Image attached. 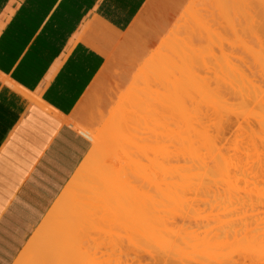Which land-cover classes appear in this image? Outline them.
Wrapping results in <instances>:
<instances>
[{"label": "bare ground", "instance_id": "bare-ground-1", "mask_svg": "<svg viewBox=\"0 0 264 264\" xmlns=\"http://www.w3.org/2000/svg\"><path fill=\"white\" fill-rule=\"evenodd\" d=\"M195 1L196 0H193V2L192 1L191 2L193 4H196L197 1L196 2ZM208 2L209 3H207V4L203 3L204 5H201V7L202 6L205 7L204 10H202L200 6L197 7V5H196L195 6V8L197 7L196 9H201L200 11L198 10L199 12L198 11L197 12L190 11L187 14L184 13L185 17H180V19H181L180 21L183 24L180 25L181 22L178 20V24L180 26H178V28L176 30L175 29L176 24H177L176 23L174 29L179 33L185 27L186 24L188 25L190 20H194V25H192V26L193 27L195 26V30L198 28L199 29V30L197 29L198 32L204 31L203 33H205V35H206V33H207V35L212 34V35H209V37H212L210 39H213V42L217 41V39L214 38L213 36L218 37L220 34H223V32H226V26L225 25H227V27L228 26L234 27L233 30L237 29V31H236L237 33L235 31L234 32L237 34V36H240L241 38L244 37V35L246 36V34H243V35L239 34L242 29H245V31H246V32L244 31L243 33H247L248 28L253 33H255L256 30L259 32H260V30H262L264 32V0H209ZM205 5L207 6V9H206ZM202 28H210L212 30V33L210 30H209V33H208V31L205 32V30H203ZM220 29L222 32L220 31ZM222 29H224L225 31ZM239 29H241V30H239ZM175 30H173L174 32L172 30L171 31L173 34L175 33V36H176L177 34H176ZM185 30L187 32V30H190V29H185ZM185 30L181 31L182 33H184V37L187 36V34L185 33ZM227 31H229V29H227ZM230 31H231V29H230ZM198 32H196L197 34H195V31H194V33H191L192 35L189 34V36H187L188 38L186 37L188 39V43H189V39L191 40V38H193V37L195 39L197 38L196 42L198 41L199 37L198 36L196 37L195 35H199L202 33V32H199V33ZM182 33H181V35H182ZM256 33H258V32H256ZM169 35H172L171 32ZM178 35L176 37H181ZM202 35L203 34H201V36ZM205 35H203V39H204ZM190 36H193V37H190ZM201 36H200V38H201ZM249 36L252 37L253 34L251 35V33H250ZM256 36H258V39H259V37L262 38L261 36H264V34L261 35L260 33H258V35L256 34ZM166 38H168V37H166ZM171 38H174L173 35ZM246 38L247 37H245V39ZM177 39H180V38H177ZM195 39H194V41H195ZM170 40H172V42L175 41L173 39H170ZM200 40H202V39H199L198 43L194 42L195 46H196V44H199ZM207 40H208V38H207ZM249 40H250V42H253L256 39H254V40L249 39ZM261 40H264V38ZM192 41H193V39H192ZM192 41H190V42H192ZM218 41L215 43H217L219 45L220 43H218ZM169 42L170 41H168V43ZM234 42H236V41H234ZM234 42H233V44L231 42L230 46L227 45L226 43L224 44L222 42L223 44L222 43L221 44L223 46L221 47V44H220L219 48H221V50L222 49L224 50L223 47L227 48L225 50H228V51H226L228 53L229 50H231L230 49L231 46L232 47L234 46V44H235ZM247 42H248V40H247ZM250 42H248V44H250ZM180 43L175 44V46H178L179 48H181V46H184L183 43H181V44ZM202 43H203V45H202ZM204 43H206V45ZM244 43H246V42H244ZM253 43L255 44L256 42L254 41ZM253 43H251V44H253ZM170 44H172V43H170ZM193 44H192V46L194 48L195 46ZM207 44H209V41H205V42L201 41V44H199L200 46L197 45L196 47H199V49L201 48V46L202 47L205 46V49L209 48V54H210V48H213L211 50L216 51L215 53H217L216 54L217 57H222L221 53H220L221 55L218 54L219 51L217 50V48L213 47L214 45L209 44V46L206 47ZM162 45H163V47H161ZM166 45H168V44H166ZM166 45L161 44V46L158 49L160 50V48H162L161 50L164 51L163 49L165 48V50H166V48H167ZM210 45H212V46L210 47ZM225 45H227V46H225ZM262 45H263V49L260 48V50L263 51L264 50V42L262 43ZM175 46H174V48H175ZM240 46H244V45L239 44V47L238 46L237 47L240 48ZM246 46L247 45L245 44V47ZM257 46H259L258 43H257ZM237 47H235V50H234L235 53L236 52L238 53ZM169 48L172 50L173 47H169ZM174 48H173V50H175ZM179 48H176V50L178 51ZM247 48H249V46L246 47V49ZM258 49H259V47H258ZM161 50L159 52H162ZM171 50L168 49L169 52L166 51V53H168V54L172 53ZM182 50H183V47L180 49V51L182 52ZM184 50H186V52H187L186 55L183 54L184 52L181 53L178 51L177 56H175V57H178V59L176 60V63H178L177 61L181 60L180 57L178 56L179 54H181L180 55L181 58H183L184 56H187V58L186 57H184L185 59L183 58V61L185 60L184 62L183 61L182 62L179 61V62H181L182 65H184V63H187L189 65V67L191 65L192 66L191 68L193 70L194 65H192V64H194V63L192 61H194V59H196V58H198V59H199V57L201 58V56L203 58L204 55H202L203 54L202 53L201 56L198 57V55H200V53L198 54L197 52H200V51H196L197 57L191 58L192 61L190 62L189 58H188L189 57L188 55L191 54L190 51H188L190 49L184 47ZM240 50H241L240 55L246 54L249 56V53L248 54L244 53V52H247L249 49L245 50L244 52L242 51L243 49L240 48ZM203 51L204 50L202 49V52ZM205 51L208 52V50H205ZM234 51L232 52V50H231L232 54L234 53ZM258 51H255V52H258ZM159 52H158L157 56L156 55H154V56L158 57L160 55ZM226 52L223 51L224 57H225ZM192 53H193V51H192ZM242 53H244V54H242ZM260 53H261L260 55H264V51H263V54H262V52H260ZM213 55H212V58H213ZM226 55L228 57L229 53ZM230 55H231V53H230ZM237 55L240 56L239 54H237ZM260 55L257 54V56H260ZM165 57H168V55H166ZM191 57H193V56H191ZM210 57H211V55H210ZM217 57H215V58L217 60H219L220 58H217ZM227 57H225V58H227ZM231 57L233 58L232 61L234 60L233 62H236L237 57L235 56L236 58H234L233 55H231ZM241 57H243V56H241ZM250 57H251V55H250ZM149 58L151 59V56ZM230 58H227L228 62H227V64H225V65H227V67H228V63L230 64V62H231V61H229ZM261 58L263 59L262 56H261ZM261 58L259 57L260 61H262ZM163 59H164V57H163ZM187 59H188V61H187ZM204 59H205V56H204ZM149 60H148L149 63L147 62V60L145 62L150 65V62L153 60V58L150 61ZM169 60L170 59L167 58L166 61H161L162 63L161 62H159V63H161V66L163 65V68H165L166 66H167L166 68L170 67L169 68L170 71H171V67H173L174 70L177 69L175 67V66H177V64L176 65L174 64V66H172L173 64H171L170 63L171 60L170 61ZM172 60L175 61V59H172ZM256 60L258 61L257 58H256ZM153 61H155V60H153ZM153 61H152V63H154ZM163 62L164 63L168 62L167 63L168 65L164 64ZM237 62H238V60H237ZM152 63H151V65H154ZM159 63H157V65ZM213 63H215V61L214 62L212 61L209 63H204V64H205V66L207 64V66H208V67L206 66L207 69H209V68L212 69V66L216 67V65ZM238 63H240L242 65V63L240 61ZM238 63H235L234 65L235 66H236V64L238 65ZM148 64H147L148 67H144L142 65L143 68H141V69L145 70V72L149 71L150 66ZM209 64L210 65L213 64V65L209 66ZM248 64L251 65V63H249V62H248ZM155 65H156V62H155ZM155 65L151 66V67L154 69H155V67H158L157 65L156 66ZM180 65H179V67H181ZM252 65H254V64H252ZM195 66H197V64ZM202 66H204V65L203 64L200 65L199 69L202 68V70H204ZM229 66H231V68L235 67V66L233 67V63H231ZM159 67H160V65H159ZM159 67H158V69H155V70L153 69L154 71H152L151 73H154L155 71L161 69ZM179 67H178V69H179ZM215 67H213L214 70L212 69L213 70L212 71L213 73L211 72L212 74L208 73V71L206 72L207 69H205L203 72H202V70L200 71L203 74H204V72L207 73L206 78H205L206 81L208 80V82H209L210 81L209 79L210 78L213 79V77L218 73L216 71V74H215ZM244 67H245V65L241 69L245 70L246 68H244ZM249 67L251 68V66H249ZM146 68H148V70ZM173 68H172V71H173ZM195 68H194V70H195ZM223 68H224L223 69V71H224L225 66ZM248 68H247V70H245V72L249 71ZM253 68H254V66H253ZM178 69L176 70L177 72H178ZM183 69L185 70L186 68H182V69H180V71H183ZM143 70L142 71L139 70L140 71L139 75H137L136 77L133 78L135 81H133L132 88L130 89L129 92L127 91L128 93H126L124 96L121 97V99L117 103L116 107H114L113 111L111 112L108 120L103 125V128L97 133V135L92 134V133L90 134L89 132L82 130V132L91 140V142L93 144V148L91 149V152H90L89 157H88V160L90 161V166L85 172L82 169V171L80 172L78 177L75 179L74 185H72L70 188H68L62 194L57 205L49 212V214L46 217V220L44 221L43 226H42V230L46 226L49 227V230L47 232H42V233L40 232L35 236V239H36L35 251H36V253L32 256L20 258L19 261L17 262V264H20V263L21 264H113L112 260H110V261H107V260L99 261V259L104 255L102 252H100V249L103 246L104 239L107 237L108 234H110V235H112V237H114L115 242L117 244L119 242H122V243L126 242L129 246L136 247L138 250H140L139 253H142L141 257L143 256V254H145V256L147 255V258H149L152 262L151 264H186V263H188V264H206L208 262L210 264H212V262L214 264H229V263L231 264L232 261H233V264H239L240 261H238V260H243L244 264H247V263L248 264H264V211L263 212H260V211L255 212L254 211L252 214H248V211L245 209L246 207L254 208L255 206H258V207L263 206L264 207V205H263V203L252 202V200L250 202L246 201L245 197L239 196L240 193H243L242 195L249 196V197L254 196L257 199L262 200L260 202L264 201V185H263V189H262V187H260V185L262 186V184L264 183L263 180L262 181L260 180V174L264 175V172L262 171V170H264L263 169L264 168V148H263V146H264V91L261 90V88L264 89V85H263L264 81L262 80V82H261V78L259 79L260 80L259 81V80H257V77H256V80L253 82V80L251 78H253L254 76H250V75H254L253 72H255V75H256L257 69L254 68L255 71L250 70L251 72L249 75L246 74L247 72L245 74L238 72L237 74L234 75V81L233 82L229 81V80L233 79V77H231V75H230L231 79L226 77L227 78L226 80H228L230 82V84L233 85L232 89H231V87H229L230 85L228 86L229 88H227V89L228 90L230 89L229 90L230 92L232 90V92L234 93L233 94L234 96L232 95L234 97V107L237 108V109H235V111L236 112L238 111V114L240 115V117L245 116V114L251 115L252 118L254 116L255 117L257 116L256 117L258 120L257 123H259V126H260L258 128L259 132L262 130L261 137H263L262 138V141H263L262 144L263 145L260 147L259 143H261V142H260V139L258 137V141L256 140L255 142L256 143L258 142L256 146H258V145L259 146L255 147L256 143L254 142V139H257V137L254 135V133L251 130L248 129L249 132L247 133V138L245 137V139H243L244 138L243 137L241 139L243 141L245 140V142H243L245 146L241 145L242 146L241 148L236 147L238 149L237 152H238L239 156L240 157L243 156V157L241 159L239 156L234 157V162H232V163H234V165H232L231 161H230L231 156L229 157L230 158L229 160L227 159V157H225V159L223 158L224 157L223 153H222L223 155L221 156L219 149L215 143L216 137L211 136L213 134L212 133L213 130H212V132L210 131L212 127L209 128L211 125L210 126L207 125L208 128L210 129V130L208 129L210 131L209 133L210 134L212 133L210 136L206 132L207 131L206 125L204 127V130H203V128H201L203 126L200 125V129H202L203 131H201L198 128L203 133H201V132L199 133V131L196 132L195 130H191V128L189 127L190 132L192 131V133H195V132L199 133L198 134L199 136H197L196 134L195 135L192 134L191 135L192 139H190L191 136H189L188 137L189 139L187 138L189 141L186 143L187 147H183V148H188L186 153H188V151H189L188 155L190 157L189 156L187 157V158H189L188 161H186L187 158H185V162H186L185 165L179 166V169H181V170L183 169L182 178L184 180H186L187 185L186 186L184 185V187H181L180 185L176 186V184L173 183L174 186L172 187V195L170 197L171 200L168 203L166 202L167 204H164V205L163 204H155V203L153 204L152 203L153 197L150 195V192L147 190H144L143 188H141V189H143L141 191V189L139 187L140 181H144V183H146L148 185V187H150L149 189H151V187L153 186L152 183L155 180V179L153 180L152 174L155 171L156 167H158V166L162 167L158 164H161L162 163L161 160H163L160 158L161 163H157L158 162L157 161V155L158 154L156 155L154 153V147L152 145L153 141L151 142L152 139L150 138L151 137V135H150L151 134L150 133V129H151L150 117L151 116L147 112L148 107H149V103H151L153 98H154L153 97V93H154L153 90L156 87L155 86L154 89L151 90L152 85H154V83H155V80H154L155 77L153 78V76L154 75L157 76L158 75L157 72L158 73H160V72L157 71V72H155V74H151L149 72H148L149 73L148 74L146 72L148 74V75H146ZM186 70H185V75H188L186 73L187 72L189 73V71H186ZM164 71H166V70L165 69L163 70L164 77H166L165 81L168 80V82H169V83L166 82V84H171V83L174 84V82L176 83L177 80L175 79L176 81H173L172 79H170V78H172V77H170L172 75H169ZM195 71H197V70H195ZM195 71H194V73H195ZM225 71H224V73H225ZM167 72H169V71H167ZM173 72L175 73V71H173ZM178 73L180 75V72H178ZM160 74H159V77L161 76ZM165 74H167L169 77L167 75L165 76ZM176 74L177 73H175L174 76H176ZM200 74L195 75V76H197V79H198ZM203 74H201V75H203ZM209 74H211V75H209ZM149 75L151 77L148 78ZM219 75H220V77H219V79H220L221 76L224 74L221 73V71H220ZM189 76L190 75H188V77ZM195 76H194V79H196ZM207 76H208V78H207ZM209 76H211V77H209ZM150 78H152V79H150ZM160 78L163 79V75ZM200 79L201 78L199 77L198 80L200 81ZM205 79L203 78L204 81H205ZM150 80L152 82L151 84L149 83ZM157 80L159 81V79H157ZM178 80H180V77L178 78ZM224 80H225V78H224ZM137 81H138V83H137ZM165 81H163V82H165ZM206 81H205V84L203 83L204 88H206L205 85L207 86V83H208ZM217 81L219 82V80H217ZM220 81H222L223 83L226 82V81H223L222 79ZM256 81L257 82L259 81L262 86H260L259 83L255 84ZM159 82L161 84V81H159ZM183 82L184 83L182 84V81H179V84H181V86L184 85V87H186V89H187V87H189L188 86L189 82H187V81H183ZM185 82L188 83V84H186L187 86H185ZM201 82H202V80L200 81L199 86L203 85V84H201ZM222 82H220V83H222ZM156 83H158V82H156ZM156 83H155V85H158L160 87V84L159 83L156 84ZM211 83H212V81H211ZM216 83H214V85ZM191 85H193V84H191V82H190V86ZM257 85H259L260 87ZM165 86L166 85H164V87L162 86V88L163 89L166 88ZM221 86L224 88L225 85L223 84ZM221 86L220 87L215 86V87L220 88V89L215 88V89H217L216 90L217 93L218 92L220 93L219 90L224 91L225 88L221 89L222 88ZM159 87H157V89L161 90V88H159ZM207 87L211 90V88H210L211 86L209 87V85H208ZM190 88L192 89V87H189L188 90ZM158 90L155 89L156 92ZM167 90H169L168 87H167V89H164V91L166 93L171 94L170 92L173 91L174 89H170L171 91L169 90V92H167ZM188 90L187 91L184 90V91H186L189 95L190 92H188ZM208 90L206 89L207 92H208ZM212 90L210 91V94H211ZM194 91H195V89H194ZM204 91H205V89H204ZM222 91L220 93L221 94L220 96H222V94L224 93ZM229 91H228V93H229ZM177 92H175L176 94H174V95H172L173 94L172 93L170 96H168L169 94H167L165 98L169 99L171 96L176 97L175 95H177ZM180 92H181V90L178 93H180ZM186 92H185V94H186ZM198 92H200V91L198 90ZM216 92L213 91L214 94ZM225 92H227V91H225ZM181 93L183 94L184 92L182 91ZM201 93L203 95V92H201ZM182 94H178L179 96L181 95V97H179L180 99H182V97H183ZM185 94H184V96H185ZM210 94L208 93V96ZM216 94H215V96H216ZM159 95H158V97H159ZM161 95H162V97H164L162 93H161ZM224 95H226V97H227L226 93ZM190 96L191 95H189L185 98L189 99ZM194 96L195 95L192 94V97L194 99H196V96L195 97ZM223 96H222V98H225ZM155 97H156V99H154V100H158V101L160 100V102H158V101L157 102L162 104V100L160 98L161 96L159 98H157V95H156ZM203 97H205V96L203 95ZM210 98H211V100L213 99V97L211 95H210ZM163 100H164V98H163ZM190 100H191V98H190ZM190 100L187 103V106H192L190 104V102H191ZM168 101H167V104H165V107H162L163 111L159 110V112H158V109L157 110L155 109V110L158 113H160L163 118H164L163 115H171L172 120H174V118H173L175 116V115L173 116L174 113L171 114L172 110H168L170 108V104L168 105V103H169ZM181 101L182 100H180V102ZM213 101L215 102L216 100H213ZM171 102L172 101H170V103ZM192 102H193V100H192ZM209 102H211V101H209ZM214 102H212L214 105V106L213 105L212 106L214 107V110H215V105H216L217 101L215 103ZM182 103H183V101H182ZM185 103H186V101L183 104H185ZM198 103H199V101H198ZM203 103H205V102L199 103L198 104L199 107L197 106V108H200V110H201V108L203 109V107L206 106V105L204 106ZM151 104H152V107H154L153 104L154 105L156 104V106H157V103H151ZM195 104H193L194 107H195ZM201 104L203 105V107H201L202 106ZM219 104L220 103H217V105H219ZM253 104H256V106L255 107L253 106V107L255 109L258 108L259 111H256L253 108V109H251V111H247L245 113L244 110ZM160 106L161 105L159 104L158 107H160ZM209 106L210 105H208V107ZM224 106H227V105L223 104L221 107H224ZM206 107L204 108L205 110H207ZM163 108H167V112L165 110V112L167 114L164 112ZM217 108H218V106H217ZM209 109H211V107ZM224 109H225V107H224ZM192 110H195V109H192ZM205 110H204V112H205ZM248 110H250V109H248ZM152 111H153V109H152ZM174 111H176V110H174ZM177 112L178 111H176V113ZM191 113H193V112H191ZM191 113H189V114H191ZM195 113L196 112H194L193 114H195ZM202 113H203V111H202ZM160 114H159V116H160ZM181 116L182 115H180V118L182 119ZM185 116L186 115H184V117ZM195 116H197V115L195 114ZM151 118L153 119V117H151ZM154 118H156V117H154ZM159 118H161V117H159ZM175 118H176L175 119L176 121H172V122H177V123L181 122V119L179 120V118L177 117V114H176ZM192 118L194 120V117H192ZM208 118H210V116H208ZM158 120H161V119H158ZM190 120H191V122H189V121H186V122L192 124V122L195 121V120L193 121L192 119H190ZM203 120H205V119H203ZM197 121H198V119H197ZM170 122H168V123H170ZM240 122H241V120H240ZM250 122L252 123V121H249L248 124H250ZM157 123L160 124L159 126H161V128H162V125H165V124H163L164 121L162 124L160 122H157ZM195 123H196V121H195ZM206 123H208V121ZM182 124H184V123H182ZM196 124H198V122ZM196 124H194V125L196 126ZM199 124H202V123H199ZM199 124L197 125L198 127H199ZM203 124H205V122ZM245 125H247V124L245 123ZM173 126L174 125H172V127ZM176 126H178V125H176ZM185 126L186 125L182 126V128H186ZM187 126H188V124H187ZM221 127H220V129H221ZM232 127H233V125L230 126L231 130L233 129ZM157 128H158V131H160L159 129H161V128H159L158 126H157ZM225 128H223V129H225ZM243 128L241 126V129H243ZM255 128L253 127V129H255ZM174 129L176 130V128H174ZM205 129H206V131H205ZM216 130H217V128H216ZM174 131L173 132L169 131V132H171L173 135H175V132L176 133L179 132V131L178 132L177 131L174 132ZM218 131L219 130H217V134H218L217 138L220 137L221 135H223L224 132L226 134V131L222 132L223 131L222 129L219 132ZM245 131H247V130L245 129ZM154 132H155V136L152 135V136H154V139H156L158 137L159 140L160 139H163V141H166L167 139H168L167 141L170 140L169 138H165L169 134L166 132V130L163 131V133L166 132V133H164L165 134L164 138H161V136H163V135H161L159 137V135H160L159 132H158L159 135L156 137V131H154ZM161 132H162V130H161ZM185 133H186V131H185ZM188 133L189 132L187 131V136L191 134V133H189V134ZM173 135H172V137L174 138ZM193 135H194V138H193ZM170 136H168V137H170ZM180 136H182V135H180ZM187 136H185V137H187ZM182 137H180L181 140H183ZM197 137L200 139V140L197 139V141L199 143H197L196 140L194 141V139ZM236 137H239V136L236 135ZM232 139H233V137H232ZM184 140H186V139H184ZM228 140H230V139H228ZM157 141H158V139H157ZM172 141L174 142V140H172ZM231 141H226L225 144L227 142L230 143ZM171 142L169 145H171L173 143V142L172 143ZM179 142H182V146H183V141H179ZM236 142H240V141L237 140ZM175 143H177L178 145H176ZM175 143L172 144L173 146L176 145V146H174V148L172 147L173 152L175 151L174 149L177 150L176 147L180 146L178 142H175ZM164 144H167V143H164ZM199 144L201 145V148L203 149V150H201V152L203 153V151H204V154H202L200 152V150L198 151L200 153V155L201 154L203 155V156L199 155L201 158H200V163L198 164L195 161V158H194L195 156L191 157V155L194 154V152H191V147L193 148V145H194V148L197 147L196 148V150H197L198 147H200V146H197ZM163 147H161V148L163 149V151H165L164 149L167 147V145H166V147H164V148ZM161 148L159 146V149H161ZM183 148L180 147L179 149H183ZM259 148H262L263 152H260L258 150ZM220 150H222V149H220ZM229 150L230 149L227 150L226 154L228 153ZM177 151H179V150H177ZM180 151L178 152V153H180L179 155H181V153H183L182 151L181 152ZM184 151H186V150H184ZM193 151H195V150L193 149ZM168 152H169V150H168ZM190 152L192 154H190ZM158 153H159V156L162 157L160 155L162 153H160L159 150H158ZM170 153H172V152L170 151ZM170 153H168V154L170 155ZM166 154H165V156H166ZM172 154L170 157L171 158L174 157V159H169V157L167 156L168 160H170L169 164H170V162L172 164V160L175 161L177 159L176 151H175L176 155L175 154L172 155ZM195 154L197 156V151ZM233 154H234V152H232V155ZM199 156H198V158H199ZM227 156H228V154H227ZM163 157H164V155H163ZM179 158H178V160H176V161H178V162H176L178 164H179ZM168 160H167V162L165 160V162L168 163ZM227 160H228V162H227ZM229 161H230V163H229ZM232 161H233V159H232ZM166 163L164 165H166ZM196 163H197V165H196ZM170 165H168V166H170ZM116 166H119L118 167L119 168L118 174H116V172H114ZM175 166H177V165H175ZM175 166L173 167V169L175 168ZM165 167H162V169L161 168H159V169H161V171H165L166 170ZM180 167H183V168H180ZM159 169L157 168V170H159ZM163 169H165V170H163ZM173 169L171 170V168H170L171 172L173 171ZM179 169L177 168L176 171ZM232 169L234 171H232ZM167 171H169V170H167ZM141 177H145V178L141 179ZM207 179L209 181H212L215 185L211 182H207L208 181ZM258 179H259V181H261L263 183L261 184L258 181ZM208 183L212 184V186L214 185L213 186L214 188L212 190H211V187L209 188L210 185L209 186L206 185ZM217 184H219L221 187L216 188ZM165 185H167V184H165ZM222 186L224 187L223 190H222ZM206 188H207V190H206ZM208 188H209V190H208ZM218 188H221V190ZM193 189L198 190L199 192H202V191L203 192H205V191L209 192L210 191L211 193L214 191V189H216V190L218 189V191L215 190L213 193V194H215L216 197L210 195L214 199L213 198L211 199L210 196L208 197V195L211 194L210 192H209V194L207 192H206L207 194L205 193L208 198H206V196L201 194L203 198H206V199L210 198L212 201L213 200L215 201L213 204L219 205L217 207L215 205L214 209L212 208L213 212L216 211V213L212 212L210 214L205 215L204 213H207L208 210L202 209L203 211H200L201 209L196 208L198 206V205H196V203L197 204L202 203V206H199L198 208H205V206L208 204H210V206L212 207V204H211L212 202H210L211 200L210 199L209 200L203 199L204 200L203 201L201 199L200 194H198V192H197V194L200 196L199 199H201V201H199V199H198L196 201H199V202L195 203L194 197H190L191 194L188 195L189 197H186V198L187 199L193 198L194 201L192 202L191 199H189L190 201H188V200L185 201V199H186V198L184 199V197L186 196L185 194L186 193L188 194L187 191H189V190H190V192L192 190V193H194ZM218 192H221V193L219 194ZM216 193H218V194H216ZM233 194H234V197H232ZM219 195H220V197H219ZM195 197H196V194H195ZM215 198H216V200H215ZM219 198H220V200H218ZM221 198H223V199H221ZM232 198H234L233 199L234 201L232 200ZM195 199H197V198H195ZM191 202H192V204H191ZM256 202H258V201H256ZM232 203H233V205H232ZM204 204H206V205H204ZM208 207H209V205H208ZM210 208H209V211L212 210V209L210 210ZM231 208H233L234 210L233 211L230 210ZM252 211H250V212H252ZM201 212H202V216L199 215V214H201ZM255 213H257V214H255ZM203 214L205 216H203ZM115 242L112 243L111 248H114L117 246L115 244ZM99 255H101V256H99ZM233 255H234V258H232ZM141 257H139L136 262H138L139 264H141V263L145 264L142 261L143 257H142V260H141ZM232 259H234V260H232ZM140 260L142 261L141 263H140ZM124 263L127 264V262H124ZM124 263L119 262V264H124ZM116 264H118V263H116ZM240 264H243V263H240Z\"/></svg>", "mask_w": 264, "mask_h": 264}, {"label": "crops", "instance_id": "crops-1", "mask_svg": "<svg viewBox=\"0 0 264 264\" xmlns=\"http://www.w3.org/2000/svg\"><path fill=\"white\" fill-rule=\"evenodd\" d=\"M187 1L0 0V264L21 256L91 152L79 124L114 59L155 45Z\"/></svg>", "mask_w": 264, "mask_h": 264}, {"label": "rangeland", "instance_id": "rangeland-1", "mask_svg": "<svg viewBox=\"0 0 264 264\" xmlns=\"http://www.w3.org/2000/svg\"><path fill=\"white\" fill-rule=\"evenodd\" d=\"M193 2V0H188L187 1V3L185 4V6H183V8L179 11V13H178V15H176V18H175V20H174V22L170 25V27L168 28V30L166 31V32H164L159 38H158V40H157V42L155 43V45H149L148 44V42L146 41V40H144L143 41V43H139L137 46H134V47H132V48H128V49H125L124 51H120L119 52V56H117L114 60L115 61H113L114 62V65H115V70H114V72H113V76H112V78H111V80L107 83V85L103 88V90L102 91H100V92H98L97 94H95L94 96H93V98H92V102L89 104V106L84 110V112H83V115H82V120H81V122H80V124H79V128H80V130L82 131V130H84V131H86V132H89L90 134L92 133V134H95V135H97V133L103 128V125L105 124V122L108 120V118H109V116H110V113H111V111H112V109L117 105V103H118V101H119V99L122 97V96H124L126 93H128L129 91H130V89L132 88V86H133V81H135L133 78L134 77H136L137 75H139V73H140V71H142L143 69H141V68H143L142 67V65L144 66V67H148L147 66V64L149 63L148 62V60L150 59L149 57L151 56V59L153 58V60H155V61H153L154 63H152V61L150 62V67L151 66H154L155 65V62H156V65H157V63H159V62H161V61H166V59L167 58H169L170 60V63L171 64H173L172 66H174V64L176 65L177 64V66L179 67V65L181 64V62L183 61V58L184 57H186L187 58V56H184L183 58H181V54H179L178 56L180 57V59L181 60H179V61H181V62H179V61H177L178 63H176V60L178 59V57H175V56H177V54H178V51L179 52H181L180 51V49L183 47V50H184V47L185 48H189L190 50H188V51H190V53L191 54H187L189 57V61L191 62L192 61V59L191 58H196L197 57V55H196V51H200V52H197L198 54L200 53V55H198V57L199 56H201V54L202 55H204L205 56V59H204V56H203V58H202V56H201V58L199 57V59L198 58H196V59H194V61H192L194 64H192V65H194L193 66V70H192V66L190 65V67H189V65L187 64V63H184V65H180L182 68H186L185 70L186 71H189V73L187 72L186 74H188V75H190L189 77H188V75H185V70L183 69V71H180V69H182L181 67H179V69H178V67L177 66H175L177 69H178V72H180V75H179V73L176 71L177 69H175L174 70V68L173 67H171V71H172V68H173V71H175V73H177L176 74V76H174V72L172 71H170V67L169 68H163V65L161 66V63H159L157 66L159 67V65H160V67L159 68H161V69H159V70H157V71H159L160 73H158L157 71H155V72H157V76H153V78H154V80H155V83L156 82H158L159 84H160V82L159 81H161V84H160V87L158 86V85H155V83H154V85H152V88H151V90H153L154 89V87H155V89L156 90H158L157 89V87H159V88H161V90L163 89L162 88V86L164 87V85H166L165 87L166 88H164V89H167V87L169 88V90L170 89H174L173 91H171L170 93L172 94V95H174V94H176L175 92H179L180 90H181V92L183 91L184 93L182 94L181 92L180 93H178L177 92V95L178 94H182L183 95V97H182V99H180L179 97H181V95L179 96H177V95H175L176 97H174V96H171L169 99H166L165 97H166V95L167 94H169V93H166L165 91H164V89L161 91L160 89L156 92L155 91V89L153 90V100H152V102L151 103H157V106H156V104L154 105L153 104V106L154 107H152V104L151 103H149V107H148V110H147V112H148V114L151 116V117H153V119L150 117V127H151V129H150V135H151V142L153 141V143H152V145H153V147H154V153L157 155V163H161V164H158V165H160V166H162V167H165V169H163V170H165V171H161V169H162V167H156L155 168V171L153 172V174H152V178H153V180H154V182L152 183L153 184V186L151 187V189H149L150 187H148V185L146 184V183H144V181H140V183H139V187H140V189L141 188H143L144 190H147V191H149L150 192V195L153 197V204L155 203V204H167L168 202H170V200H171V195H172V187L174 186V184L173 183H175L176 184V186H181V187H184V185L186 186L187 185V182H186V180H184L183 178H182V176H183V169L181 170V169H179V166H184L185 165V158H187L189 155V151H188V153H186L187 152V150H188V148H183V147H187L186 145V143L189 141L188 139V137L189 136H191L192 134H196L197 136H199L198 134L201 132V131H203L204 130V127H205V125H206V129H207V131H206V129H205V131L209 134V136L211 135L212 137H216V145H217V147H218V149H219V152H220V154H221V156L224 154V159H225V157H227V159L229 160L230 158V156H231V164L232 165H234V163H232V162H234V157H238L239 156V154H238V152H237V148L238 147H242V146H245L244 145V143L243 142H245V140L243 141V140H241L243 137V139H245V137L247 138V133L249 132L248 131V129L249 130H251L253 133H254V135L257 137V139H254V142L257 140L258 141V137H259V139H260V142L261 143H259L260 144V147L263 145L262 144V138L263 137H261V132H262V130L259 132V123H257V116L255 117L254 115V117L252 118V116L251 115H246L245 114V116H241L240 117V115L238 114V111L236 112L235 111V109H237L236 107H234V93L232 92V90H231V92L227 89V88H229V87H231V89H232V86L233 85H231L230 84V82L229 81H234V75L235 74H237L238 72H240V73H246L245 72V70H247V68L249 67V66H251V68L249 69L248 68V72L246 73V74H250V72L251 71H255L254 70V68L255 69H257V74L255 75V72H253L254 73V75H250V76H254L253 78H251L252 80H253V82L256 80V77H257V80H259L260 78H261V82H262V80L264 81V55H260L261 53L260 52H262V54H263V51L262 50H260V48H262L263 49V45H262V43L264 42V40H261V39H263L264 38V36H261L262 38H260L259 37V39H258V36H256V34L258 35V33H260L261 35H263L264 34V32L262 31V30H260V32L259 31H255V33L256 32H258V33H253L249 28H248V32L247 33H243L244 31H245V29H239V30H241L240 31V33L239 34H246V36L244 35V37H240V36H237V29L236 30H233V28L234 27H230V26H228L227 27V25H225L226 26V32H223V34H220L218 37H215V36H213L214 38H216L217 39V41H218V43H226L227 45H229L230 46V43L232 42V44H233V42L234 41H236V42H234L238 47H239V44H241V45H244V46H240V48L241 49H243L242 51L244 52L245 50H248L247 52H244V53H249V56L248 55H246V54H244V53H242V54H244V55H240L241 54V50H240V48H238L235 44H234V48L231 46V50H232V52L235 50V47H237V50H238V53L237 54H239L240 56H238L236 53H235V51H234V53L236 54H232V52H231V50H229V55H228V57H227V55L226 54H228L226 51H228V50H225V49H227V48H225V47H223L224 48V50L222 49L221 50V48H219V45L217 44V43H215V42H217V41H215V42H213V39H210V38H212V37H209V35H212V34H208L207 35V33H206V35H205V33H203L204 31H199V32H202L201 34H203V35H205L204 36V39H203V35L201 36V34H199V35H195L196 37L198 36L199 37V39H202V40H200V42H199V44H201V41H209V44H212V45H214L213 47L214 48H217V50L219 51V55H221L222 54V57H217V53H215L216 51L215 50H211V49H213V48H210V54H209V48H206L205 49V46L204 47H202L201 46V48L199 49V47H196L197 45H199V44H196V46H195V43L194 42H196V40H197V38L195 39L193 36H190V37H193V38H191V40L189 39V43H188V37L187 36H189V34L190 35H192L191 33H194V31H195V34H197L196 32H198L197 31V29L195 30V26L193 27L192 25H194V20H190V22L188 23V25L186 24L185 25V27L181 30V31H183V30H185V29H190V30H187V32H186V30H185V33L187 34V38L186 37H184V33H182L181 31L178 33L176 30H177V28H178V26H180V25H182L183 23L180 21L181 19H180V17H185L184 16V13H188V12H190V11H194V12H197L198 10L200 11L201 9L202 10H204L205 9V7L204 6H202L201 7V5H204V4H207V3H209L208 1L209 0H196L195 2H196V4H193L192 2ZM207 1V2H206ZM191 2V3H190ZM204 3V4H203ZM197 5V7L198 6H200L201 7V9H196L195 8V6ZM206 6V5H205ZM209 6V5H208ZM206 9H207V6H206ZM198 11V12H199ZM183 15V16H182ZM184 19V18H183ZM182 19V20H183ZM178 20L181 22V24L179 25L178 24ZM179 22V23H180ZM184 22V21H183ZM193 22V23H192ZM177 23V24H176ZM175 24H176V30L174 29V27H175ZM224 28V27H223ZM203 30H205V32H207L208 31V33H209V30L211 31V33H212V30L210 29V28H202ZM225 29V28H224ZM224 29H222V30H224ZM227 29H229V31H227ZM230 29H231V31H230ZM173 30H175L176 31V34L178 35V36H181V37H176L175 36V33L173 34L172 33V31ZM199 30V29H198ZM233 30V31H232ZM190 33H189V32ZM220 31H221V29H220ZM225 31V30H224ZM236 33H235V32ZM170 32H171V34L173 35V37L174 38H171L172 37V35H169L170 34ZM174 32V31H173ZM198 32V33H199ZM222 32V31H221ZM220 32V33H221ZM246 32V31H245ZM181 33H182V35H181ZM249 33V34H248ZM250 33H251V35L253 34V38L254 39H256V40H254L251 36H249L250 35ZM194 35V34H193ZM230 37H229V36ZM241 35V36H242ZM200 36H201V38H200ZM229 38H228V37ZM250 38H249V37ZM166 37H168V38H166ZM245 37H247L246 39H245ZM177 38H180V39H177ZM186 38V39H185ZM207 38H208V40H207ZM252 39V40H254L256 43L254 44L253 42H250V40L249 39ZM170 39H173V40H175L174 42H172V40H170ZM192 39H193V41H192ZM194 39H195V41H194ZM199 39H198V41H199ZM186 42H185V41ZM247 40H248V42H250V44H248V42H247ZM168 41H170L169 43H168ZM183 41V42H182ZM190 41H192V42H190ZM198 41L196 42V43H198ZM212 41V42H211ZM183 43L184 44V46H181V48H179L178 46H175V44H177V43ZM244 42H246V43H244ZM170 43H172V44H170ZM180 43V44H181ZM188 43V44H187ZM194 43V44H193ZM222 43V44H223ZM229 43V44H228ZM251 43H253V44H251ZM257 43L259 44V46H257ZM161 44H164V45H166V44H168V45H166L167 46V48H166V50H165V48L163 49L164 51H162L161 49L162 48H160V50L162 51V52H159L160 50L158 49L160 46H161ZM187 44V45H186ZM192 44L196 47H194L193 48V46H192ZM205 45H206V43H204ZM209 44H207V46L206 47H208L209 46ZM217 44V45H216ZM221 44V47L223 46ZM245 44L247 45L246 47H248L249 46V48H247L246 49V47H245ZM175 46V48H174V46ZM202 45H203V43H202ZM212 45H210V47L212 46ZM227 45H225V46H227ZM165 46V47H166ZM173 47L175 50H176V48H179V50L176 52L175 50H173V48H172V50L169 48V47ZM200 46V45H199ZM217 46V47H216ZM161 47H163V45L161 46ZM245 47V48H244ZM258 47H259V49H258ZM168 49L169 50H171V52L172 53H170V54H168V53H166V51L167 52H169L168 51ZM192 49V50H191ZM202 49L204 50L203 52H202ZM159 50V51H158ZM182 50V52H184L183 54H185L186 55V50H184L183 51ZM195 50V51H194ZM205 50H208V52L207 51H205ZM260 52H259V51ZM192 51H193V53H192ZM212 51V52H211ZM214 51V52H213ZM217 51V52H218ZM223 51H225L226 52V54H225V57H227V58H230L231 57V55H233V57L234 58H236L237 57V60H238V62L240 61L241 63H242V65L240 64V63H238L237 62V60H236V62H233L232 61V57L230 58V60L229 61H231L230 62V64L231 63H233V67L235 66L234 64L235 63H238V65L236 64V66L234 67V68H231V66H229L230 64L228 63V67H227V65H225V64H227V62H228V59L227 58H225L224 57V54H223ZM251 51V52H250ZM255 51H258V52H255ZM158 52H159V56L158 57H155L154 55H158ZM164 52V53H163ZM181 52V53H182ZM176 53V54H175ZM189 53V52H188ZM221 53V54H220ZM230 53H231V55H230ZM206 54V55H205ZM214 54V55H213ZM257 54H259L260 56H257ZM166 55H168V57H165ZM208 55V56H207ZM210 55H211V57H210ZM212 55H213V58H212ZM218 55V56H219ZM250 55H251V57H250ZM191 56H193V57H191ZM207 56V57H206ZM236 56V57H235ZM241 56H243V57H241ZM261 56L263 57V59L261 58ZM155 57V58H154ZM163 57H164V59H163ZM215 57H217V58H220L219 60H217ZM241 59H239V58ZM259 57L262 59V61H260L259 60ZM149 58V59H148ZM157 58V59H156ZM166 58V59H165ZM256 58L258 59V61L256 60ZM150 59V60H151ZM172 59H175V61H173ZM185 59V58H184ZM191 59V60H190ZM227 59V60H226ZM147 60V62L148 63H146L145 61ZM149 60V61H150ZM185 61V60H184ZM183 61V62H184ZM187 61H188V59H187ZM214 62L215 61V63H213V64H215L216 65V67L215 66H212V65H210L209 64V66H212V69H213V67H215V74H216V71L220 74V71H221V73H223L224 75H222L221 76V78L219 79V77H220V75L217 73L214 77H213V79L212 78H210L209 80V82H208V80L206 81V75H207V71H208V73H211L213 70L211 69V68H209V69H207V64H206V66H205V64L204 63H209V62ZM243 61V62H242ZM246 63H245V62ZM204 62V63H203ZM226 62V63H225ZM248 62L249 63H251V65H249L248 64ZM255 62V63H254ZM258 62V63H257ZM151 63L152 64H154V65H151ZM164 63V62H163ZM168 63V62H167ZM166 62L164 63V64H167ZM169 63V64H170ZM180 63V64H179ZM189 63V62H188ZM146 64V65H145ZM179 64V65H178ZM190 64V63H189ZM197 64V66H195ZM204 65V66H202L203 67V69L205 70V69H207L206 70V72H204V74L202 73L204 70H202V68L201 69H199L200 67V65ZM252 64H254V65H252ZM155 65V66H156ZM168 65V64H167ZM218 65V66H217ZM222 65V66H221ZM245 65V67L244 68H246L245 70L244 69H241V68H243V66ZM165 66V65H164ZM185 66V67H184ZM188 66V67H187ZM225 66V73H224V71H223V67ZM253 66H254V68H253ZM149 67V71H146L147 73L149 72V73H151L152 71H154L155 69H158V67H155V69L154 68H150ZM196 67V68H195ZM194 68H195V70H197V71H195L194 70ZM221 68V69H220ZM237 68V69H236ZM240 68V69H239ZM253 68V69H252ZM147 70H148V68H146ZM151 69V70H150ZM154 69V70H153ZM166 70V71H164V72H166L167 74H169V75H172V76H170V77H172V78H170V79H172L173 81H176V83L174 82V84L173 83H171V84H166V82L167 83H169L168 82V80L167 81H165L166 80V77H164V73H163V70ZM239 69V70H238ZM140 70V71H139ZM162 70V71H161ZM202 70V72H200ZM251 70V71H250ZM144 72H145V70H143ZM167 71H169V72H167ZM194 71H195V73H194ZM223 71V72H222ZM145 72V74L146 75H148L147 73ZM155 72L154 73H151V74H155ZM199 72V73H198ZM203 74V75H201V74ZM206 73V74H205ZM213 73V72H212ZM211 73V74H212ZM263 73V74H262ZM150 74V75H151ZM159 74L161 75L160 77H162V75H163V79L162 78H160L159 77ZM167 74H165V76L167 75ZM198 75V74H200L199 75V77L201 78L200 79V81L202 80V82H201V84H205V81L206 82H208L207 83V86L209 85V87L211 88V90H212V92H211V94H210V89L205 85V87L206 88H204L203 86H204V84L203 85H201V86H199L200 85V81L198 80L199 79V77H198V79H197V76H195V75ZM211 74H209V75H211ZM148 76V78L149 77H151V76ZM230 75H231V77H233V79H231V77H230ZM168 76V75H167ZM180 77V80H178V78ZM187 78H186V77ZM194 76L196 77V79H194ZM213 76V75H212ZM169 77V76H168ZM209 77H211V76H209ZM226 77H228L229 79H231V80H226L227 78ZM203 78L205 79V81L203 80ZM207 78H208V76H207ZM219 80V82L216 80ZM224 78H225V80H224ZM150 79H152V78H150ZM157 79H159V81L157 80ZM169 79V78H168ZM176 79V80H175ZM186 79V80H185ZM212 79V80H211ZM223 80V81H226V82H222V81H220V80ZM198 80V81H197ZM153 81V80H152ZM163 81H165V82H163ZM179 81H182V84L184 83L183 81H187V82H189V84L188 83H186L185 82V86H187L186 84H188V86L189 87H192V89L190 88L189 90H188V88L189 87H187V89H186V87H184V85H182L181 86V84H179ZM197 81V82H196ZM211 81H212V83L214 82V83H216L215 85H214V83L212 84L211 83ZM260 81V80H259ZM255 82V84H260V82ZM132 82V83H131ZM171 82V81H170ZM190 82H191V84H193V85H191L190 86ZM220 82H222V83H220ZM137 83H138V81H137ZM150 84L152 83L151 82V80H150V82H149ZM158 83H156V84H158ZM220 83V84H219ZM131 84V85H130ZM179 84V85H178ZM212 84V85H211ZM225 85L224 86V88L226 89H224L221 85ZM233 84V83H232ZM214 85V86H213ZM230 85V86H229ZM263 85H264V83H263ZM196 88H195V87ZM215 86H221L222 88L221 89H224V91H222V90H219L220 91V93H221V91L222 92H224L223 94H222V96L226 93L227 94V97H226V95H224L223 97H225V98H222V96H220L221 94L219 93H217L216 92V90L217 89H215V88H219V87H215ZM227 86V87H226ZM229 86V87H228ZM257 86H259V85H257ZM260 86H262L261 84H260ZM259 86V87H260ZM183 87V88H182ZM199 87V88H198ZM202 87V88H201ZM213 87V88H212ZM180 89V90H179ZM194 89H195V91H194ZM203 89V90H202ZM204 89H205V91H204ZM206 89L208 90V92L206 91ZM220 89V88H219ZM169 90H167V92H169ZM184 90H188V92H190L189 93V95H191L190 97H189V99H187V98H185V97H187V96H189L188 95V93L186 92V91H184ZM198 90L200 91V92H198ZM261 90H263L264 91V89L263 88H261ZM128 91V92H127ZM161 91V92H160ZM213 91L214 92H216L215 94H216V96H215V94L213 93ZM225 91H227V92H225ZM228 91H229V93H228ZM166 94H165V93ZM185 92H186V94H185ZM201 92H203V95L206 97H203V95H202V93ZM161 93L163 94V96L164 97H162V95H161ZM208 93L213 97V99L211 100V98H210V95L208 96ZM213 93V94H212ZM157 95V98H159L160 96V98H161V100H162V104L161 103H158V102H160V100L158 101V100H154V99H156V95ZM160 94V95H159ZM165 94V95H164ZM171 94H169L168 96H170ZM184 94H185V96H184ZM192 94H194L195 96H196V99H194L193 97H192ZM158 95H159V97H158ZM231 95V96H230ZM233 95V96H232ZM194 96V97H195ZM201 96V97H200ZM219 96V97H218ZM216 97V98H215ZM232 97V98H231ZM152 98V97H151ZM163 98H164V100H163ZM168 98V97H167ZM190 98H191V100H190ZM193 98V99H192ZM198 98V99H197ZM205 98V99H204ZM166 99V100H165ZM177 99V100H176ZM201 101H200V100ZM218 99V100H217ZM169 100V101H168ZM176 100V101H175ZM180 100H182L183 101V103L186 101V105L185 104H183L182 103V101L180 102ZM188 100V101H187ZM189 100L191 101L190 102V104L192 105V106H187V103L189 102ZM192 100H193V102H192ZM197 100V101H196ZM204 100V101H203ZM208 100V101H207ZM213 100H216L215 102H216V105H217V103H220L219 105H217L218 106V108H217V106L215 105V110H214V105H213V103L212 102H214ZM158 101V102H157ZM167 101L169 102L168 103V105L170 104V108L168 109V110H172L171 111V114L172 113H174L173 114V118H174V120H172V118H171V115H163L164 116V118L161 116V114L160 113H158L159 112V110H161V111H163L162 110V107H165V104H167ZM170 101H172L171 103H170ZM198 101H199V103H202V102H205V103H203V105L206 107V109L208 110H205L204 108L205 107H203V105L201 106V107H203V109L205 110V112H204V110L201 108V110H200V108H197V106H198ZM209 101H211V102H209ZM214 102V103H215ZM174 103V104H173ZM177 103V104H176ZM180 103V104H179ZM196 103V104H195ZM209 103V104H208ZM151 104V105H150ZM159 104L161 105L160 107H158L159 106ZM189 104V105H190ZM193 104H195V107H194V105ZM227 105V106H224L225 107V109H224V107H221L222 105ZM163 105V106H162ZM173 105V106H172ZM181 105V106H180ZM208 105H210L209 107H208ZM213 105V106H212ZM156 106V107H155ZM167 106V105H166ZM256 106V104H253V105H250L247 109H245L244 110V112L246 113L247 111H251V109H253L254 107ZM199 107V106H198ZM211 107V109L214 111H212L211 109H209ZM227 107V108H226ZM153 109V111H152V109ZM160 108V109H159ZM168 108V107H167ZM167 108H163L164 109V112H165V110H166V112H167ZM174 108V109H173ZM233 108V109H232ZM151 109V110H150ZM158 109V112L156 111V110ZM192 109H195V110H192ZM197 109V110H196ZM230 109V110H229ZM232 109V110H231ZM248 109H250V110H248ZM255 109V108H254ZM174 110H176V111H178L177 113H176V111H174ZM188 110V111H187ZM191 110V111H190ZM199 110V111H198ZM256 111H259V109L257 108V109H255ZM152 111V112H151ZM198 111V112H197ZM202 111H203V113H202ZM218 111V112H217ZM156 112V113H155ZM165 112V113H166ZM169 112V111H168ZM191 112H196L195 114L197 115V116H195V114H193V113H191ZM162 113V112H161ZM164 113V114H165ZM189 113H191V114H189ZM235 113V114H234ZM154 114V115H153ZM156 114V115H155ZM159 114H160V116H159ZM163 114V113H162ZM167 114V113H166ZM176 114H177V117L179 118V120L181 119L180 118V115H182L181 117H182V119H181V122H179V123H177V122H172V121H176L175 119V117H176ZM184 115H186L185 117H184ZM226 115V116H225ZM169 116V117H168ZM204 116V117H203ZM208 116H210V118H208ZM154 117H156V118H154ZM159 117H161V118H159ZM168 117V118H167ZM192 117H194V120L196 121V123L198 122V124L199 123H202V124H199V127L197 126L198 124H196L195 123V121L193 120V118ZM196 117V118H195ZM203 117V118H202ZM163 118V119H162ZM171 118V119H170ZM177 118V119H178ZM208 118V119H207ZM157 121H156V120ZM158 119H161V120H158ZM184 119V120H183ZM189 119V120H188ZM190 119H192L194 122H192V124H190V123H187L186 121H189V122H191V120ZM197 119H198V121H197ZM203 119H205V120H203ZM243 119V120H242ZM154 120V121H153ZM183 120V121H182ZM203 120V121H202ZM211 120V121H210ZM240 120H241V122H240ZM153 121V122H152ZM163 121H164V123H163ZM170 122V123H168V122ZM201 121V122H200ZM208 121V123H206ZM210 121V122H209ZM247 121V122H246ZM249 121H252V123L250 122V124H248L249 123ZM157 122H160L161 124L163 123V124H165V125H162V128H161V126H159L160 124L159 123H157ZM166 122V123H165ZM205 122V124H203ZM234 122V123H233ZM158 125H157V124ZM175 123V124H174ZM177 123V124H176ZM182 123H184V124H182ZM188 124V126H187V124ZM245 123L247 124V125H245ZM254 123V124H253ZM181 124V125H180ZM194 124H196V126L194 125ZM233 125V131L231 130V128H230V126L231 125ZM244 124V125H243ZM254 126H253V125ZM159 127V128H161V129H159L160 131H158V128H157V126ZM172 125H174L173 127L174 128H176V130L172 127ZM176 125H178V126H176ZM184 125H186L185 127L186 128H182V126H184ZM195 127H193V126ZM200 125L201 126H203V127H201V128H203V130L202 129H200ZM210 126L209 128H211V130L208 128V126ZM222 126V127H221ZM227 128H225V127ZM237 126V127H236ZM241 126H242V128L243 129H241ZM191 128V130H195L196 132L197 131H199V133H196L195 131V133H192V131L190 132L189 131V129ZM193 127V128H192ZM220 127H221V129L223 130L222 132H224V131H226V134H225V132L223 133V135H221L220 137H218L217 138V130H221L220 129ZM247 127V128H246ZM251 127V128H250ZM253 127L255 128V129H253ZM201 130H199V129ZM216 128H217V130H216ZM223 128H225V129H223ZM178 129V130H177ZM212 132V130H213V132L210 134L209 132V130ZM245 129L247 130V131H245ZM161 130H162V132H161ZM164 130H166V132L169 130V131H179L178 133H176L175 131V135H173L171 132H167V133H169L170 135L172 134L173 136H174V138L172 137V135L170 136L169 134L165 137V138H169L171 141L172 140H174V142L172 143L170 140L169 141H163V139H160L159 140V138L157 137L158 135H159V133H160V135H159V137L161 136V135H163V136H161V138H164V133H166V132H164L163 133V131ZM216 130V131H215ZM154 131H156V139H154V136H155V132ZM185 131H186V133H185ZM187 131L189 132V133H191L190 135H188L187 136ZM204 131V132H205ZM218 131V132H219ZM231 131V132H230ZM255 131V132H254ZM159 132V133H158ZM258 134H257V133ZM188 133V134H189ZM201 133H203V132H201ZM232 133V134H231ZM237 133V134H236ZM239 133V134H238ZM241 133V134H240ZM152 135H154V136H152ZM180 135H182V136H180ZM194 135H193V138H194ZM236 135H238L239 137H236ZM242 135V136H241ZM168 136H170V137H168ZM182 137V139L183 140H181V138L180 137ZM185 136H187V137H185ZM223 136V137H222ZM153 137V138H152ZM172 137V138H171ZM196 137V136H195ZM232 137H233V139H232ZM236 139H235V138ZM241 137V138H240ZM188 138V139H187ZM157 139H158V141H157ZM184 139H186V140H184ZM190 139H192V136H191V138ZM197 139H199L198 137L197 138H195L194 139V141L196 140L197 141ZM228 139H230V140H228ZM156 140V141H155ZM165 140V139H164ZM178 140V141H177ZM200 140V139H199ZM232 140V141H231ZM237 140H239L240 142H236ZM179 141H183V146H182V142H179ZM185 141V142H184ZM193 141V140H192ZM222 141V142H221ZM226 141H231L230 143L229 142H227L226 144H225V142ZM167 143V144H164V143ZM170 142L172 143V144H174L175 142H178L179 143V145L180 146H178L179 148L180 147H182L184 150H186V151H184L183 149H179L178 147H176L177 148V150H183L182 152L183 153H181V155H179L180 153H178L179 151H177L176 149H174L175 151H176V154H177V159L176 160H178V158H179V164L178 163H176V162H178V161H173L172 160V164H171V162H170V164H169V161L170 160H168V157H169V159H174V157H170L171 156V154L172 155H174L175 154V151L173 152V148H174V146H176V145H178L177 143H175L176 145H169L170 144ZM242 142V143H241ZM197 143H199L198 141H197ZM256 143V142H255ZM258 143V142H257ZM257 143L255 144V147H258V146H256L257 145ZM161 144V145H160ZM165 145V146H164ZM166 145H167V147H166ZM195 145V144H194ZM194 145H193V148L191 147V152H194V154L193 155H191V157L193 156H195L194 158H195V161L199 164L200 163V156L202 155V154H204V151H203V153L201 152V150H203L202 148H201V145L199 144V145H197V146H200V147H198V149L196 150V148H194ZM242 145V146H241ZM159 146H160V148L161 147H166L164 150L165 151H163V149L161 148V149H159ZM171 146V147H170ZM163 147V148H164ZM173 147V148H172ZM230 147V148H229ZM234 147V148H233ZM237 147V148H236ZM168 148V149H167ZM171 150H170V149ZM263 148H264V146H263ZM167 149V150H166ZM193 149L195 150V151H193ZM220 149H224L223 151L225 152H223L222 150H220ZM228 149H230L229 151H228V156H227V154H226V152H227V150ZM235 149V150H234ZM158 150L160 151V153H162L163 155H164V157H163V155L162 154H160L162 157H160L159 156V153H158ZM168 150H169V152H168ZM190 150V149H189ZM200 150V152L202 153L201 155H200V153L198 152ZM234 150V151H233ZM260 152H263V149L262 148H259L258 149ZM262 150V151H261ZM170 151L172 152V153H170ZM180 151V152H181ZM196 151H197V156H196ZM222 151V152H221ZM234 152V154L232 155V152ZM170 153V155L168 154V153ZM190 152V154H192ZM230 152V153H229ZM237 152V153H236ZM167 153V154H166ZM223 153V154H222ZM90 154V153H89ZM165 154H166V156H165ZM175 154V155H176ZM230 154V155H229ZM237 154V155H236ZM179 155V156H178ZM200 155V156H199ZM236 155V156H235ZM159 156V157H158ZM168 156V157H167ZM198 156H199V158H198ZM203 156V155H202ZM88 157H89V155L87 156V158L84 160V162L82 163V165L80 166V168L78 169V171L76 172V174L73 176V178L71 179V181L68 183V185L66 186V188L64 189V191L62 192V194L68 189V188H70L72 185H74V181H75V179L78 177V175L80 174V172L82 171V169L84 170V172L89 168V166H90V161L88 160ZM190 157V156H189ZM240 157V156H239ZM243 157V156H242ZM242 157H240V159L242 158ZM163 159V160H161V159ZM188 159L189 158H187L186 159V161H188ZM232 159H233V161H232ZM244 159V158H243ZM160 160H161V162H160ZM165 160H166V162H167V160H168V163H166L165 162ZM228 160H227V162H228ZM230 161H229V163H230ZM164 162V163H163ZM175 162V163H174ZM166 163V165H164ZM197 163H196V165H197ZM168 165H170V166H168ZM175 165H177V166H175V170L173 169V167ZM173 166V167H172ZM119 166H116L115 167V170H114V172H116V174H118L119 173V168H118ZM233 167V166H232ZM157 168L159 169V168H161V169H159V170H157ZM169 168V169H168ZM170 168H171V170L173 169V171L171 172V170H170ZM179 169V170H177L176 171V169ZM180 168H183V167H180ZM264 169V168H263ZM167 170H169V171H167ZM181 170V171H180ZM161 171V172H160ZM232 171H234L233 169H232ZM263 172H264V170H262ZM166 172V173H165ZM234 173V172H233ZM155 174V175H154ZM185 174V173H184ZM234 175V174H233ZM263 176V177H262ZM168 177V178H167ZM262 177V178H261ZM143 178H145V177H141V179H143ZM208 180V179H207ZM206 180V181H207ZM211 180V179H210ZM260 180L262 181H264V175H262V174H260ZM258 181H259V179H258ZM261 181H259L261 184L263 183V182H261ZM156 182V183H155ZM171 182V183H170ZM207 182H211V183H213L212 181H207ZM206 182V183H207ZM143 183V184H142ZM183 183V184H182ZM165 184H167V185H165ZM214 184V183H213ZM146 185V186H145ZM207 186H209V188L211 187V190L214 188L213 186L215 185H213L212 186V184H206ZM263 185H264V183L262 184V186L260 185V187H262V189H263ZM206 186V187H207ZM148 189H147V188ZM163 187V188H162ZM217 187H221L219 184H217V186H216V188ZM146 188V189H145ZM209 188H208V190H209ZM143 189H141V191L143 190ZM158 189V190H157ZM169 189V190H168ZM218 189H220L221 190V188H218ZM218 189L216 190V189H214V191L216 190V191H218ZM224 189V187L222 186V190ZM166 190V191H165ZM206 190H207V188H206ZM205 191V190H204ZM214 191L211 193L210 191V193L211 194H209V192H207V191H205V192H199L198 190H194L193 189V192L194 193H192V190H191V192H190V190L189 191H187L188 192V194L186 193L184 196V199L186 198V197H189L188 195H190V197H194V200H195V203L196 202H199V201H201V199L203 200H209L210 198L212 199L213 197L212 196H214V197H216L215 196V194H213L214 193ZM158 192V193H157ZM162 192V193H161ZM171 192V193H170ZM197 192H198V194H200V196H201V199H199L200 198V196L197 194ZM209 194L208 195V197L210 196V195H212V196H210V198L209 199H206V198H208L207 197V193ZM222 192V191H221ZM221 192H218L219 194L221 193ZM206 193V194H205ZM218 193H216V194H218ZM223 193V192H222ZM62 194L60 195V197L58 198V200L56 201V203L54 204V206L52 207V209L57 205V203L59 202V200H60V198H61V196H62ZM161 196H160V195ZM194 194V195H193ZM195 194H196V197H195ZM201 194H203L204 196H206V198H203L202 197V195ZM241 194V195H240ZM239 194V196L240 197H245L246 198V201H251L252 200V202H255V203H263V205H264V201L263 202H260V201H262V200H259V199H257L256 197H254V196H252V197H249V196H245V195H242L243 193H240ZM222 195V194H221ZM198 196V197H197ZM218 196V195H217ZM219 197H220V195H219ZM232 197H234V194H233V196ZM162 198V199H161ZM195 198H197V199H195ZM218 198V197H217ZM255 198V199H254ZM189 199H191V198H189ZM189 199H185V201H190ZM199 199V201H196V200H198ZM210 199V200H211ZM214 199V198H213ZM221 199H223V198H221ZM234 198H232V200H233ZM263 199V198H262ZM193 200V198L191 199V201L193 202L194 201ZM203 200V201H204ZM215 200H216V198H215ZM218 200H220V198L218 199ZM229 201V200H228ZM234 201V200H233ZM232 201V202H233ZM256 201H258V202H256ZM167 202V203H166ZM192 202H191V204H192ZM210 202H212L211 204H212V207L210 206V204H208L209 205V207H208V205H206V204H204V205H206L205 206V208H198L199 206H202V203L201 204H197L196 203V205H198L196 208L197 209H201L200 211H203V210H208L209 211V208H210V210L213 208H215V205H216V207L217 206H219V205H217V204H213L215 201L213 200H211ZM214 205V206H213ZM232 205H233V203H232ZM204 207V206H203ZM51 209V210H52ZM203 209V210H202ZM213 209L211 210V211H207V213H204L205 215L206 214H210V213H212L213 212ZM247 211H248V214H252L254 211L256 212V211H260V212H263L264 210V207L263 206H261V207H258V206H255L254 208H251V207H246L245 208ZM50 210V211H51ZM229 210V209H228ZM230 210H234L233 208H231ZM253 210V211H252ZM49 211V212H50ZM250 211H252V212H250ZM257 212V213H258ZM200 213V212H199ZM198 213V214H199ZM213 213H216V211H214ZM257 213H255V214H257ZM49 214V213H48ZM47 214V215H48ZM203 214V216H205ZM233 214V213H232ZM200 216H202V212H201V214H199ZM230 215V214H229ZM47 217V216H46ZM44 223V222H43ZM43 223H42V225L34 232V236L33 237H31L32 239H31V241H30V243L28 244V246L26 247V249L24 250V252L21 254V256L20 257H18V259L16 260V262L14 263V264H17V262L19 261V259L20 258H22V257H28V256H32V255H34L35 253H36V251H35V246H36V239H35V236L38 234V233H42V232H47L48 230H49V227H45V228H43V230H42V226H43ZM113 242H115V239H114V237H112V235H110V234H108L107 235V237L104 239V244H103V246L101 247V249H100V252H102L104 255L99 259V261H101V260H107V261H110V260H112V263L113 264H116V263H118L119 264V262H122V263H124V262H127V264H139L138 262H136L137 260H138V258L139 257H141V254L142 253H139L140 252V250H138L136 247H134V246H129L126 242H124V243H122V242H119L118 244L115 242V244L117 245L116 247H114V248H111L112 246V243ZM99 256H101V255H99ZM145 254H143V260H142V257H141V260L143 261V263H145V264H151L152 262H151V260L149 259V258H147V255L145 256ZM232 258H234V255L232 256ZM121 260V261H120ZM140 260V263L142 262ZM232 260H234V259H232ZM231 260V261H232ZM119 261V262H118ZM238 261H240L239 262V264L240 263H243L244 264V262H243V260H238ZM209 263V262H208ZM208 263H206V264H208ZM247 263V262H246ZM21 264V263H20ZM125 264V263H124ZM142 264V263H141ZM186 264H188V263H186ZM210 264V263H209ZM212 264H214L213 262H212ZM230 264V263H229ZM231 264H233V261H232V263ZM248 264V263H247Z\"/></svg>", "mask_w": 264, "mask_h": 264}]
</instances>
